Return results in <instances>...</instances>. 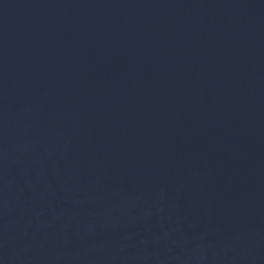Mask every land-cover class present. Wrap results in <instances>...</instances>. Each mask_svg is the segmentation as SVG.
I'll return each mask as SVG.
<instances>
[{"label":"water","instance_id":"water-1","mask_svg":"<svg viewBox=\"0 0 264 264\" xmlns=\"http://www.w3.org/2000/svg\"><path fill=\"white\" fill-rule=\"evenodd\" d=\"M0 264H264V0H0Z\"/></svg>","mask_w":264,"mask_h":264}]
</instances>
